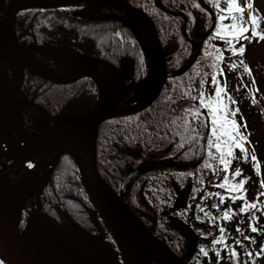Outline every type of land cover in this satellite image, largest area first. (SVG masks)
I'll list each match as a JSON object with an SVG mask.
<instances>
[{
	"label": "trees",
	"instance_id": "16d2710c",
	"mask_svg": "<svg viewBox=\"0 0 264 264\" xmlns=\"http://www.w3.org/2000/svg\"><path fill=\"white\" fill-rule=\"evenodd\" d=\"M123 1L153 21L167 73L187 67L180 75H168L147 108L100 124L99 173L117 193L123 177L143 166L121 201L139 218L141 226L134 228L133 235L146 246L154 245L144 231L147 228L161 245L188 264H260L261 257L252 244L247 247L251 254L244 260L243 231L233 217L237 212L231 198L241 190L231 167L234 147L231 156L225 155L230 162L223 175L220 153L207 142L216 138L212 114L194 99L201 93L205 98L212 95V77L226 73L229 45L225 41L229 37L222 40L215 34L217 22L231 23L227 12H220L226 8L224 0H220V8L208 0ZM88 12V5L72 4L29 7L16 14L17 38L33 52L31 66L38 72L25 74L20 97L36 102L51 116L86 114L98 105L95 74L65 81L91 69L96 61L105 78L106 95L117 88L115 70L125 79L124 99L150 80V46L142 28L128 20L91 18ZM218 14L226 18L218 21ZM239 39H233L232 45ZM54 156L49 153L50 158ZM14 163L13 159H0V176ZM23 166L13 181L12 220L39 262L86 264L72 257L73 252L83 251L92 264H125L82 184L83 174L72 154H62L53 164L40 158ZM28 209H32L33 222L24 224L21 215ZM189 233L198 237L190 256ZM0 264H7L1 254Z\"/></svg>",
	"mask_w": 264,
	"mask_h": 264
},
{
	"label": "water",
	"instance_id": "95a60500",
	"mask_svg": "<svg viewBox=\"0 0 264 264\" xmlns=\"http://www.w3.org/2000/svg\"><path fill=\"white\" fill-rule=\"evenodd\" d=\"M93 0H22L16 3L12 9L11 20L9 23L10 35L1 36L0 35V45L6 43H11L13 49H15L16 54V74L14 80L11 84L6 87L9 109L8 112L13 113L17 111V108L21 102L20 99L21 88L24 82L25 75V59L24 54L27 52L25 48L21 46L16 38L15 32V20L16 13L20 9L29 7H50L52 5H61L63 3H82V2H92ZM99 2H106L107 4L116 5L127 12V16H115L114 19L129 20L138 24L143 32H145L147 41L150 43L151 53L153 54L155 71L152 77L155 83L154 88L151 93L144 99H140L136 104L130 106L129 108H115L114 106L122 99L126 91V86L124 84L123 76L119 72L116 75L119 78V89L118 91L112 93L108 96V99L98 104V106L89 110L86 114L68 117L66 119H81L88 124V134L86 138L70 139L64 142H57L55 145L43 146L41 144H32L27 139L20 134H17L18 142L28 147V149L33 152H38L36 156L25 155L24 157L18 156L13 153L7 145L6 152L0 153V158L16 159L19 161L34 160L37 157L47 158V153L58 151L57 156L54 160L50 162H56L62 153H71L75 158L76 164L77 160L75 154L72 153L70 146L87 145V171L84 173L80 165L78 164L81 173L83 174L82 184L85 187L87 194L89 195L91 202L95 206L99 216H101L105 225L108 227L112 237L116 241L117 246L120 249L121 256L124 259L125 264H140L141 255L151 257L152 262L161 264H187L182 258L173 255L170 251L168 252L161 245L156 243L157 248H151L140 243L137 238H135L131 231L125 226H123L114 215H112L110 205H108L105 191L108 190L107 185L104 183L99 171L97 152H96V139L98 134L99 125L108 120L110 117H116L120 115H126L130 113H135L141 111V109L146 108L151 102L157 97L161 91L162 84L165 81L166 74V63L164 58V53L162 52L160 42L157 39V32H155V27L153 22L148 16L144 14L139 9H135L130 6L126 1L122 0H94ZM112 18V17H110ZM181 71H177L173 74H180ZM5 107L3 108V110ZM59 119V118H58ZM59 119V120H66ZM6 144V143H5ZM140 168H135L131 173H129L123 180L121 185V194L123 195L124 190L128 182L135 176ZM154 240L153 236L149 234ZM196 237H191L189 242L188 256L195 250L196 247ZM7 252L10 256L12 262L5 256L4 252ZM0 253H2L3 258L8 264H43L39 262L36 258L35 251L32 247L23 239L19 230L16 229L14 221L12 220V209L10 201L4 202L0 198Z\"/></svg>",
	"mask_w": 264,
	"mask_h": 264
},
{
	"label": "rangeland",
	"instance_id": "374dc122",
	"mask_svg": "<svg viewBox=\"0 0 264 264\" xmlns=\"http://www.w3.org/2000/svg\"><path fill=\"white\" fill-rule=\"evenodd\" d=\"M14 1L18 3L22 0ZM249 1L252 3V9H254L252 13L253 17L258 20V30L262 32L264 31V0ZM94 3L92 2L90 5L97 10L100 8L101 12L109 10L110 6L106 3H98V5ZM113 11L121 12L116 8ZM247 26L252 27L251 24ZM241 46L244 47L245 54L231 50L239 49ZM226 50V73L216 78V82L212 85L211 93L212 96H215L217 88L224 89L221 92V105L227 107V114L237 122V125L241 126L242 132L239 130V133H243L248 137V139L244 137V139H247L246 143L243 141L244 139L238 138L246 149L244 153L240 151L239 147L233 148V161L231 165L233 178H235L234 180H236V183L242 190L241 193L239 192L231 199L236 210L235 212H237L246 226H249L250 223L252 225L254 221H257V219L252 217V208L256 207L257 210H261L264 207V41H260L258 37L249 34L244 36V40L240 39V41L234 42L231 48L228 47ZM229 61H232V65H228ZM245 64L250 68V72L245 70ZM148 86V84L147 86H143L140 91L129 96L127 102H138L141 93ZM231 101H235V103ZM237 109L238 111H236ZM29 115H32L31 121L38 118L35 113H27L26 117ZM6 149L7 145L5 142H1L0 153L6 152ZM253 155L256 157L255 161L252 159ZM17 167L19 168L18 164ZM237 168L240 169L238 175L235 173V169ZM227 171L228 169L224 168L222 174L224 175ZM242 180L244 183L240 184ZM9 194V188L7 190H0V196L6 202H8L7 197ZM255 203L258 204L254 206ZM241 208H245V211L241 212ZM129 215L131 214L129 213ZM131 216L132 218H126L125 220L128 229H131L137 223V219L133 215ZM189 235L192 234L189 233ZM80 252H73L72 257L86 264H92V259H89L88 255H85L83 251ZM57 259L61 258L57 257Z\"/></svg>",
	"mask_w": 264,
	"mask_h": 264
},
{
	"label": "bare ground",
	"instance_id": "6f19581e",
	"mask_svg": "<svg viewBox=\"0 0 264 264\" xmlns=\"http://www.w3.org/2000/svg\"><path fill=\"white\" fill-rule=\"evenodd\" d=\"M16 2L14 0H0V35L9 36V23L11 20L12 9ZM101 4V3H100ZM16 54L12 44L6 43L0 45V143L5 142L13 153L24 157L25 155L36 156L38 152H33L28 147L21 145L18 142L17 134L25 137L32 144H41L43 146H51L57 142H64L70 139L86 138L88 134V124L81 119H66L58 120L57 118L49 117L36 104L21 102L17 111L8 112L9 103L6 92V87L11 84L16 74ZM150 81L149 86L141 93L140 99L146 98L154 88V81ZM5 109L3 110V108ZM27 113H35L38 118L34 121L26 118ZM72 153L75 154L77 164L81 170L87 171V145L70 146ZM105 196L110 205L112 215L125 226L126 218H132L127 212L118 198L109 190L105 191ZM8 261L11 260L7 252L3 250ZM140 264H149L150 256L142 254Z\"/></svg>",
	"mask_w": 264,
	"mask_h": 264
},
{
	"label": "snow or ice",
	"instance_id": "6c2138e0",
	"mask_svg": "<svg viewBox=\"0 0 264 264\" xmlns=\"http://www.w3.org/2000/svg\"><path fill=\"white\" fill-rule=\"evenodd\" d=\"M208 3L212 4L213 7L220 8V0H208ZM224 3L226 4V8H220V12H227L228 17L231 20V23L223 24V23H216L215 28V34L220 37V39L224 40L225 37H229L225 42L229 45V48H231L232 40L233 39H239L244 38L243 34L244 32L249 31L247 25L251 24V35L252 36H259L261 39H264V33L258 31V20L255 17H248L247 19L244 17L243 12L244 8L241 7V5L237 2V0H224ZM194 7H199V4H194ZM247 7L251 8V3H247ZM226 17L224 15L218 14V21H223ZM232 51H239L240 54H243L244 47L241 46L239 49H231ZM219 51V49H218ZM218 59H222L221 57H218ZM234 67V65H233ZM245 70L251 71L250 68L245 64ZM213 83L216 82L215 76L212 77ZM224 89L217 88L215 90V96L209 95L207 98H205V95L201 93L199 97H196L194 99H199L200 105L202 107H206L209 109V111L212 114V125H213V135H215V140L212 138H208V146L209 148L215 147L217 152L220 153L219 160L222 164H224V167L227 168L230 161L225 159V155L231 156L232 155V148L233 147H239L240 151L244 153L246 149L244 146L240 143V139H244L239 133V126L237 125V122L235 120H231L227 117V107L221 105V92H223ZM231 100V98L229 97ZM232 103H235V101H231ZM255 102V101H254ZM238 111V109L236 110ZM234 115V113H233ZM239 137L240 139H237ZM211 155V153H210ZM252 159L255 161L256 157L255 155L252 156ZM207 166V165H206ZM235 173L238 175L240 173V169H235ZM228 177H225V184L227 183ZM244 181H240V184H243ZM225 184H221L220 187H225ZM241 212L245 211V208L240 209ZM225 218H228V213H225ZM253 231H256L255 228L252 229ZM221 232L224 231V229H220ZM217 241L213 240V243H216ZM201 252H204V249H201ZM205 255H207L206 252H204ZM235 255V251L232 253ZM219 255V253L217 254Z\"/></svg>",
	"mask_w": 264,
	"mask_h": 264
},
{
	"label": "flooded vegetation",
	"instance_id": "af4514ba",
	"mask_svg": "<svg viewBox=\"0 0 264 264\" xmlns=\"http://www.w3.org/2000/svg\"><path fill=\"white\" fill-rule=\"evenodd\" d=\"M237 2H238V0H237ZM246 2V3H245ZM251 3V1H243L242 2V0H239V4L241 5V7H243L244 8V15L246 16V17H253V11H254V9H252V6H251V8L249 9L248 7H247V3ZM252 4V3H251ZM111 13H114V12H111ZM249 15V16H248ZM252 15V16H251ZM91 16H93V15H91ZM249 29V31H247V32H244V34H243V37L244 36H246V35H249V34H251V27H249L248 28ZM258 31H260V30H258ZM261 32V31H260ZM262 33H264V31H262ZM256 37H258L259 39H260V41H264V39H261L259 36H256ZM241 40L243 39L244 40V38H240ZM240 39L239 40H237V41H240ZM243 54H245V52L243 53ZM30 57H28V55L25 57V65H26V67H25V74L26 73H35V74H37L38 72L31 66V63H32V60H33V56H31V58L29 59ZM31 60V61H30ZM30 63V65H29V67H28V64ZM228 65H232V61H229L228 62ZM86 70H88V69H86ZM226 70H227V67H226ZM236 71V70H235ZM84 72V71H83ZM92 74H95V76L97 77V86H95V88H96V96H97V98H99V96L101 95V94H105V87H104V85H105V78L102 76V69L100 68V66H98L97 65V67H96V70H95V72L94 73H92ZM70 80V79H69ZM68 79L67 80H65V81H69ZM65 81H62V82H65ZM124 81H125V79H124ZM121 104V102H119V104H118V106ZM239 126V130L242 132V130L240 129L241 128V126L240 125H238ZM240 135H242L243 137H246L247 139H248V137L247 136H245V134H243V133H240ZM247 139H244L243 141L246 143V141H247ZM137 167H140V172H138L135 176H137L139 173H141L142 172V168H143V166H137ZM133 170V169H132ZM132 170H130V171H132ZM130 171L128 172V173H130ZM127 173V174H128ZM126 174V175H127ZM135 176H133V178L135 177ZM125 178V176L123 177V179ZM133 178L131 179V181L133 180ZM123 179H122V181H123ZM121 181V182H122ZM130 181V182H131ZM120 182V183H121ZM122 184V183H121ZM121 184H120V186H119V191L116 193V194H118L119 195V197H120V199L122 198H124V197H126V189H127V187L125 188V190H124V194L123 195H121L119 192H120V187H121ZM263 187H264V184H263ZM179 190V187L176 185L175 186V191H178ZM241 190H242V188H241ZM241 190H240V192H241ZM263 191H264V188H263ZM261 194V193H260ZM258 203H255V205L254 206H256ZM252 217H254V219H257V221H254V223L251 225V223L249 224V226H246V224L243 222V220H241V218L238 216V214L237 215H234L233 217L234 218H237V220H238V224H239V227L241 226V228H242V231H243V235H241V239H240V241L242 242V244L244 243V246H243V251H245V253H244V255H243V258H244V260L245 259H247L249 256V254H251V253H249L248 252V250H247V247L250 245V244H252V247L253 248H255V250L257 251V253H258V255H259V257H261L260 258V264H264V207L263 208H261V210H257L256 209V207H254V208H252ZM253 228H255L256 229V231H253L252 229ZM149 230V229H148ZM150 231V230H149ZM150 233L152 234V232L150 231ZM238 233V232H237ZM148 237H149V235L148 234H146ZM153 235V234H152ZM154 236V235H153ZM190 236V235H189ZM155 237V236H154ZM150 238V237H149ZM155 239H156V237H155ZM151 240V239H150ZM157 240V239H156ZM197 240H198V237H197ZM188 241H189V238H188ZM248 241V242H247ZM187 244H188V242H187ZM189 245V244H188ZM152 248H155V246L153 245V246H151ZM184 259V258H183Z\"/></svg>",
	"mask_w": 264,
	"mask_h": 264
}]
</instances>
